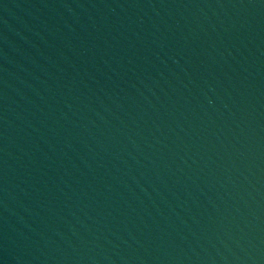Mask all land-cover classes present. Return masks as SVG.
<instances>
[{
  "label": "water",
  "instance_id": "1",
  "mask_svg": "<svg viewBox=\"0 0 264 264\" xmlns=\"http://www.w3.org/2000/svg\"><path fill=\"white\" fill-rule=\"evenodd\" d=\"M0 264H264V0H0Z\"/></svg>",
  "mask_w": 264,
  "mask_h": 264
}]
</instances>
